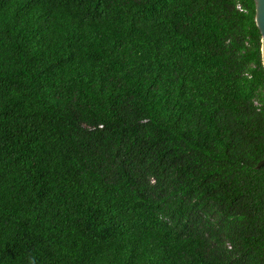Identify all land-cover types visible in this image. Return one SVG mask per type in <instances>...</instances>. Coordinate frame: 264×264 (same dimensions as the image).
I'll return each instance as SVG.
<instances>
[{
    "label": "trees",
    "instance_id": "1",
    "mask_svg": "<svg viewBox=\"0 0 264 264\" xmlns=\"http://www.w3.org/2000/svg\"><path fill=\"white\" fill-rule=\"evenodd\" d=\"M255 0H0V264H264Z\"/></svg>",
    "mask_w": 264,
    "mask_h": 264
},
{
    "label": "water",
    "instance_id": "2",
    "mask_svg": "<svg viewBox=\"0 0 264 264\" xmlns=\"http://www.w3.org/2000/svg\"><path fill=\"white\" fill-rule=\"evenodd\" d=\"M256 2V21L262 33V56L264 63V0H255ZM258 167L264 166V159L261 160Z\"/></svg>",
    "mask_w": 264,
    "mask_h": 264
}]
</instances>
